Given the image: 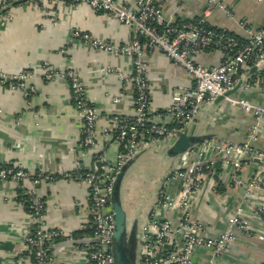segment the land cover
<instances>
[{
  "label": "crops",
  "instance_id": "crops-1",
  "mask_svg": "<svg viewBox=\"0 0 264 264\" xmlns=\"http://www.w3.org/2000/svg\"><path fill=\"white\" fill-rule=\"evenodd\" d=\"M118 1L130 5L134 3L133 0ZM227 1L228 11L208 5L207 0H162V19L176 22L203 18L208 26L242 39L264 28V3L258 0ZM7 11L11 19L4 20L0 25L1 70L17 72L25 68L38 69L45 62L57 70L72 67L79 73L99 113V132L107 126V118L112 113H132V87L127 85L121 101L113 104L108 93L120 90L119 77L115 72L98 70L110 65L128 72L131 68L130 58L90 48L69 35V29L76 28L114 43H123L134 38L129 27L84 4L76 7L65 4L56 6L53 8L55 21L51 13L43 14L46 12L43 8L12 5ZM222 55L218 49L209 48L199 52L196 59L205 64H216ZM145 61L150 107L162 111L169 104L172 93L179 87L190 86L192 78L159 49L148 52ZM249 74V71L242 70L230 94L245 97L264 107V88H244L245 82L254 76ZM30 84L33 91L28 96L18 88L0 84V166L19 165L34 176L43 173L62 174L76 167L85 171L94 170L92 153L79 142V119L75 107L69 101L68 82L59 76L44 80L35 75ZM251 123L250 113L229 106L218 97L201 107L185 131L199 137L201 141L215 138L222 142H239L245 138ZM99 141V148L112 154V145L106 146L102 137ZM257 144L264 147V135ZM165 145L168 144L165 142L145 149L137 158H130L120 172L117 196L127 219L125 246L128 250L125 253L131 255L130 262L133 264H138L139 241L134 245L133 229H137L138 238L164 175L177 166L180 159L177 153L166 154ZM253 170V166H245L242 174L248 179ZM155 173L160 182L157 189L152 185ZM132 178L138 184L133 190L130 186ZM243 184L233 186L229 180V168H225L214 176L211 186L205 184L195 193L192 214L202 223L206 234L214 236L224 229L226 214L246 203ZM30 185L29 179L17 182L0 178V264L32 262L23 245V235L31 227V214L18 198L19 190ZM34 187L44 201L47 224L72 235L71 239L61 237L54 240L50 246L53 256L61 264H88L76 245L82 211L89 203V191L85 183L57 178L41 180ZM193 256L198 264H264V240L237 233L236 241L219 257H212L205 249L196 250Z\"/></svg>",
  "mask_w": 264,
  "mask_h": 264
},
{
  "label": "built area",
  "instance_id": "built-area-1",
  "mask_svg": "<svg viewBox=\"0 0 264 264\" xmlns=\"http://www.w3.org/2000/svg\"><path fill=\"white\" fill-rule=\"evenodd\" d=\"M133 1L130 5L118 0H0V25L4 20L11 19L7 10L12 5L43 8L46 10L43 14L51 13L55 21L53 8L56 6L65 4L76 7L84 4L129 27L134 34L131 41L114 43L86 31L69 29L70 37L90 48L130 58L131 68L128 72L110 65L98 69L117 73L121 82L118 92L108 93L111 103L121 101L127 85L132 87L130 95L133 100L132 113H112L102 132L97 130L99 113L79 73L72 67L57 70L45 62L38 69L25 68L17 72L0 69V84L18 88L25 96L33 91L30 83L35 75L44 80L55 76L65 79L70 86L69 101L79 119L80 145L90 151L95 160L103 162L99 175L95 169L85 171L76 167L62 174L34 176L19 165L0 166V178L17 182L29 179L31 182L18 197L31 214V227L23 235V245L31 264H61L51 253L50 246L57 238H72L70 232L47 224L45 204L35 184L57 178L83 181L89 191V203L82 211L76 245L88 264H115L111 250L114 236L112 194L123 166L133 155L155 144L166 142L171 145L186 130L201 107L218 97L229 106L250 113L252 123L246 136L239 142L208 138L187 152L179 153L177 166L163 178L155 202L140 229L137 263L198 264L193 256L196 250L205 249L212 257H219L236 241L237 233L264 240V147L257 144L264 135V107L229 93L242 70L254 75L245 82V89L264 88V28L240 40L208 26L203 18L164 21L162 0ZM258 1L264 3V0ZM207 3L228 11L227 0H207ZM209 48L223 53L216 64H205L196 59L199 52ZM153 49L162 51L175 66L185 69L192 78L190 86L179 87L172 93L169 104L162 111L150 107L145 55ZM100 137L106 146L112 145V154L100 149ZM248 165L253 166L254 170L246 179L242 172ZM225 168H229V180L233 186L244 182L246 203L227 213L226 227L212 236L204 232L202 223L193 216L192 200L202 186H211L214 176Z\"/></svg>",
  "mask_w": 264,
  "mask_h": 264
},
{
  "label": "water",
  "instance_id": "water-1",
  "mask_svg": "<svg viewBox=\"0 0 264 264\" xmlns=\"http://www.w3.org/2000/svg\"><path fill=\"white\" fill-rule=\"evenodd\" d=\"M200 141L201 139L199 137L190 135L186 131L181 132L179 136L177 137V139H175L174 142L171 144V151L177 154L181 152L185 153L188 150L194 148ZM140 153L141 152L133 155L132 159L137 158L138 155H140ZM102 165H103V162L101 160L94 161L96 174L98 175L100 174ZM167 174L168 173H166L164 176H166ZM112 203H113V208H114V234L118 239L117 250L115 253H113L114 261H115V264H128L127 253H125L126 248H124L123 244H121L122 237L126 232L127 219H126L125 210L123 209L121 205L119 195L117 196V192H116V197H114V200L112 201ZM133 230L134 231L132 232V239L135 245V242L138 241L139 237L136 238L137 229H133ZM139 234H140V231H139Z\"/></svg>",
  "mask_w": 264,
  "mask_h": 264
},
{
  "label": "trees",
  "instance_id": "trees-1",
  "mask_svg": "<svg viewBox=\"0 0 264 264\" xmlns=\"http://www.w3.org/2000/svg\"><path fill=\"white\" fill-rule=\"evenodd\" d=\"M240 40H243L242 38H239ZM163 143H165V142H162V143H158V144H155V145H162ZM168 144V143H167ZM165 147V152H166V154L168 153V154H176V153H173L172 151H171V145L170 144H168V145H165L164 146ZM120 174L121 173H119V175H118V177H117V179H116V181H115V183H114V189H113V194H112V201L114 200V197L116 196V192H117V187L119 186V182H120V179H119V177H120ZM59 176V175H58ZM161 184V183H160ZM22 190H19V194H20V192H21ZM117 242H118V239H117V237L115 236V234H114V236H113V242H112V252L113 253H115L116 252V250H117Z\"/></svg>",
  "mask_w": 264,
  "mask_h": 264
},
{
  "label": "flooded vegetation",
  "instance_id": "flooded-vegetation-1",
  "mask_svg": "<svg viewBox=\"0 0 264 264\" xmlns=\"http://www.w3.org/2000/svg\"><path fill=\"white\" fill-rule=\"evenodd\" d=\"M159 183H160L159 182V177L156 179V173H155L153 175V181H152L153 188L157 189ZM125 242H126V237H125V234H124L123 237H122V240H121V244H123L124 248H126ZM126 249L128 250V248H126ZM127 260H128V264H133L132 262H130V260H131V256L130 255L127 256Z\"/></svg>",
  "mask_w": 264,
  "mask_h": 264
},
{
  "label": "rangeland",
  "instance_id": "rangeland-1",
  "mask_svg": "<svg viewBox=\"0 0 264 264\" xmlns=\"http://www.w3.org/2000/svg\"><path fill=\"white\" fill-rule=\"evenodd\" d=\"M158 160H159V158H158L156 161H158ZM125 172H126V171H125ZM124 174H125V173H124ZM132 180H133V181H131V183H130L131 190H133V188L135 187V185L138 186L137 181H135L136 179L132 178Z\"/></svg>",
  "mask_w": 264,
  "mask_h": 264
}]
</instances>
